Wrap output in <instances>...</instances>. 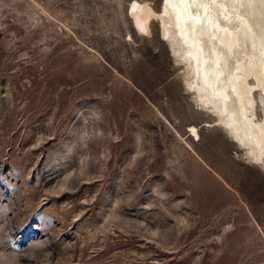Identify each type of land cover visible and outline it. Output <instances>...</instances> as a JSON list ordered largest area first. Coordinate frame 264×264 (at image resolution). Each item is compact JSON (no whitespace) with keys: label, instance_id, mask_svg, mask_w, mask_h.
Instances as JSON below:
<instances>
[{"label":"rangeland","instance_id":"obj_1","mask_svg":"<svg viewBox=\"0 0 264 264\" xmlns=\"http://www.w3.org/2000/svg\"><path fill=\"white\" fill-rule=\"evenodd\" d=\"M134 1L0 0V264H264V166Z\"/></svg>","mask_w":264,"mask_h":264},{"label":"bare ground","instance_id":"obj_2","mask_svg":"<svg viewBox=\"0 0 264 264\" xmlns=\"http://www.w3.org/2000/svg\"><path fill=\"white\" fill-rule=\"evenodd\" d=\"M147 6L130 5L139 27L146 28L149 16L159 17L174 56L188 65L186 85L196 100L264 166V0H164L159 14ZM191 131L198 133L193 126Z\"/></svg>","mask_w":264,"mask_h":264}]
</instances>
